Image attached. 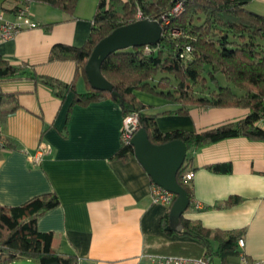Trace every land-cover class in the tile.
I'll list each match as a JSON object with an SVG mask.
<instances>
[{
    "label": "crops",
    "instance_id": "crops-1",
    "mask_svg": "<svg viewBox=\"0 0 264 264\" xmlns=\"http://www.w3.org/2000/svg\"><path fill=\"white\" fill-rule=\"evenodd\" d=\"M98 2L79 0L69 14L43 2L0 0V8L7 11L28 4L39 22L11 39H0V55L13 65L33 66L40 75L73 83L75 89L60 96L34 79L0 80V92L18 93L21 105L0 125L2 135L16 144L0 146V204L19 205L38 195L57 194L59 206L41 215L37 226L51 232L53 246L76 256L78 264H148L147 253L190 256L185 247L193 254L203 244L172 226V233L163 230L161 221L171 207L153 202V181L134 153L116 154L123 143L119 103L109 98L86 105L75 101V91L88 90L76 61L49 59L55 44L86 43ZM248 8L264 15V0H251ZM138 98L152 106L149 113L178 107L161 96ZM249 111L193 106L188 113L160 114L157 127L163 132H200L242 119ZM187 155L192 158L188 170L195 173L189 182L192 199L201 208L191 201L182 217L211 231L214 246V233L240 232L243 251L264 259V141L240 135L191 148Z\"/></svg>",
    "mask_w": 264,
    "mask_h": 264
},
{
    "label": "trees",
    "instance_id": "trees-1",
    "mask_svg": "<svg viewBox=\"0 0 264 264\" xmlns=\"http://www.w3.org/2000/svg\"><path fill=\"white\" fill-rule=\"evenodd\" d=\"M43 2L73 14L79 0H32ZM251 0H99L88 40L77 47L58 43L52 47L49 59L75 60L77 73L87 82L84 93L75 91V101L89 104L104 99L119 103L123 118L138 113L139 128L147 130L153 143L183 140L188 150L201 148L219 140L245 135L264 141V15L248 8ZM181 5V11L175 7ZM162 21L159 43L129 47L110 54L102 63L104 76L113 91L94 89L86 74V65L95 45L114 29L140 19ZM178 31V35L173 32ZM149 47L150 51L146 48ZM157 75L155 83L153 80ZM223 76L226 81H221ZM30 78L53 87L58 95L75 90L73 83L40 75L33 66L13 65L0 55V80ZM212 84V86H211ZM145 89L175 102L178 107L160 113H149L152 106L141 101L136 90ZM114 92L116 94H114ZM18 93L0 92V125L19 107ZM242 107L250 111L242 119L229 121L196 132L173 130L163 132L157 127V117L165 113H188L190 107ZM14 148L16 144L0 132V146ZM134 153L131 143H122L119 157ZM192 158H187L178 172V181L192 199L189 184L182 177ZM55 193L35 196L19 205L0 204V264L19 260H37L39 264H78L74 255L60 253L53 246V234L38 229V218L59 206ZM190 206V205H189ZM183 234L197 238L205 249L185 254L210 256L222 264H236L240 248V232L213 235L200 223L182 217ZM161 226L172 233L169 212ZM154 252V251H149Z\"/></svg>",
    "mask_w": 264,
    "mask_h": 264
},
{
    "label": "water",
    "instance_id": "water-1",
    "mask_svg": "<svg viewBox=\"0 0 264 264\" xmlns=\"http://www.w3.org/2000/svg\"><path fill=\"white\" fill-rule=\"evenodd\" d=\"M162 33V21L149 18L114 29L95 45L87 62L85 70L91 86L97 90L113 91L112 83L102 72L104 60L118 50L157 44L162 38ZM130 143L134 147L136 158L152 181L176 194V199L169 211V218L173 229L176 232H182L181 217L190 205V197L177 176L187 158L186 143L180 139L161 144L153 143L143 127L134 133Z\"/></svg>",
    "mask_w": 264,
    "mask_h": 264
},
{
    "label": "built area",
    "instance_id": "built-area-1",
    "mask_svg": "<svg viewBox=\"0 0 264 264\" xmlns=\"http://www.w3.org/2000/svg\"><path fill=\"white\" fill-rule=\"evenodd\" d=\"M181 5L182 4H178L175 7V12L181 11ZM38 26L39 22L31 14L28 4H23L21 7H18L13 11H7L0 8V39H11L22 30L32 29ZM146 50L150 51V48L147 47ZM138 129V113L134 112L125 116L123 118L122 141L124 143H130L132 136ZM41 155L42 152H39L35 158L40 160ZM194 175V171L190 169L184 173L182 181L186 184H189V182L194 178ZM151 197L153 202L163 203L171 207L176 199V194L153 182L151 188ZM191 201L196 208H201V203L199 201L195 199L190 200V202ZM238 245L240 248L238 264H264V259L250 257L243 251L245 245L243 238L239 239ZM145 257L149 262L148 264H214L213 259L210 256L193 257L174 254L147 253Z\"/></svg>",
    "mask_w": 264,
    "mask_h": 264
},
{
    "label": "rangeland",
    "instance_id": "rangeland-1",
    "mask_svg": "<svg viewBox=\"0 0 264 264\" xmlns=\"http://www.w3.org/2000/svg\"><path fill=\"white\" fill-rule=\"evenodd\" d=\"M174 35H178L179 33L177 31L173 32ZM160 75H157L153 80H151V82L154 84L155 83V80L157 77H159ZM221 81H226V79L221 76ZM212 86V84H211ZM138 94L139 97L141 98H144L146 100H155L157 97H159V95L155 94V93H152V92H149L148 90H145V89H138L136 90V95ZM216 260V264L219 263V259H215ZM16 264H39V262L37 260H26V259H23V260H19L16 262Z\"/></svg>",
    "mask_w": 264,
    "mask_h": 264
}]
</instances>
